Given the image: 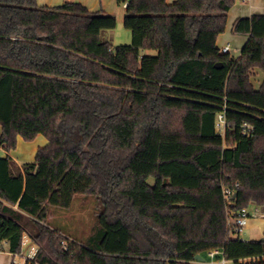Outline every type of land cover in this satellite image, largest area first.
I'll list each match as a JSON object with an SVG mask.
<instances>
[{"label": "trees", "instance_id": "trees-1", "mask_svg": "<svg viewBox=\"0 0 264 264\" xmlns=\"http://www.w3.org/2000/svg\"><path fill=\"white\" fill-rule=\"evenodd\" d=\"M236 2L129 0L132 41L114 45L103 9L0 0V144L49 140L33 161L0 157V242L19 253L28 234L39 264H191L216 248L264 264L239 262L264 255V232L230 223L264 208V84L248 77L264 68V13L235 20L249 37L235 58L218 38ZM91 193L101 209L79 242L50 213Z\"/></svg>", "mask_w": 264, "mask_h": 264}, {"label": "rangeland", "instance_id": "rangeland-1", "mask_svg": "<svg viewBox=\"0 0 264 264\" xmlns=\"http://www.w3.org/2000/svg\"><path fill=\"white\" fill-rule=\"evenodd\" d=\"M74 1L85 2L84 0ZM97 2L99 5L97 10L103 9L108 13L114 14L118 18L116 27L106 30L105 36L108 37L114 45L131 43L133 36L132 32L124 24L126 12L124 5L119 3L117 0H97ZM237 2L243 3L242 0H237ZM229 22H231L230 24L232 25L233 22L231 18L229 19ZM224 33L225 35H223L224 37H222L221 41L223 38H225V43H230L231 45V56L238 58L241 53L242 46L244 43H246L248 37H246L244 34L234 32L233 27L231 26L226 28ZM223 41L220 43V47L224 46ZM146 52H149L150 54L156 53L155 50H147ZM260 68L263 67L260 65H254L248 72V77L252 85L258 82L260 75L263 73ZM22 142L27 144L29 141L23 140ZM34 144H37V142L35 141ZM18 147V150L21 151L22 145ZM150 182L155 184V179L150 178ZM256 208H258L260 212H264V208L257 207L254 204L250 205L249 210L253 214ZM100 209V201L95 194H80L76 196L72 206L69 209H53L50 213L49 220L54 223V225L62 228L60 229V232L81 242L91 234L95 224L97 223V214L99 213ZM263 232L264 217L254 216L250 219L248 225L242 228L240 236L244 239H259L262 237ZM32 245V241L28 239V241L23 246V253L27 254L30 251ZM205 256L206 254L204 253L203 257ZM230 264L236 263L234 261H230Z\"/></svg>", "mask_w": 264, "mask_h": 264}, {"label": "crops", "instance_id": "crops-1", "mask_svg": "<svg viewBox=\"0 0 264 264\" xmlns=\"http://www.w3.org/2000/svg\"><path fill=\"white\" fill-rule=\"evenodd\" d=\"M67 1H74V0H38V3L41 5L42 4L58 5V4H62L64 2H67ZM84 1L85 2H81V3L86 5L89 9L97 10V7L99 6L97 0H84ZM167 1L168 2H174L175 0H167ZM102 8H103V4H102ZM254 13H264V0H249L246 2L243 1V3L236 2L235 5L230 9L229 14H228V22H229V19L231 18L233 23H232V25L230 24L231 22L227 23L226 28H228L230 26L233 27L234 22L237 18L245 17V16H251ZM223 35H225V33H222L218 38L219 47L221 46L220 43L223 40H224L223 44L224 45L227 44V43H225L226 42L225 38H223V40L221 41L222 37H224ZM244 35L246 37H248L247 34H244ZM244 45H245V43H244ZM244 45L242 46V49H243ZM242 49H241V51H242ZM230 52H231V49H230ZM239 56H241V55H239ZM260 70L263 73L260 75V79L258 80V82L253 85V87L255 89H261L262 85L264 84V70H263V68H260ZM1 129H2V127H0V133L2 131ZM23 140H25V139L22 136H18L17 146L14 150H11L10 152L6 151L4 149V147L0 144V157H6L7 155H11L13 157V159L19 165H21L24 162L35 160L38 149L49 143L48 138L43 134H39L34 140L29 141L27 144L23 143L22 142ZM35 141L37 142V144H34ZM20 145H22L21 151L18 150V148H19L18 146H20ZM203 254L201 255L202 257H203ZM205 254H206V256L203 257V259H197L196 258L195 260L191 261V264H223L222 253L215 255V256H211V254L208 251ZM15 259H18V257L15 255V253H12L9 250L8 242L7 241L0 242V264H12L13 260H15ZM230 261H232V260H230Z\"/></svg>", "mask_w": 264, "mask_h": 264}, {"label": "built area", "instance_id": "built-area-1", "mask_svg": "<svg viewBox=\"0 0 264 264\" xmlns=\"http://www.w3.org/2000/svg\"><path fill=\"white\" fill-rule=\"evenodd\" d=\"M242 1L246 2L249 0H242ZM128 2H129V0H124L123 5L127 6ZM230 49H231V46L229 43L221 47V51H223V52H230ZM225 121H226L225 115L223 113H220L219 117H218V124L217 125H218L219 130H221V132L225 131ZM224 194H225L227 202L230 203L231 199H232L233 191L229 188H225ZM254 216L255 217L256 216L264 217V212H260L258 210V208H256L255 212L252 214L249 209L243 208V209L231 214L230 223L234 224L236 231L240 235L242 228L244 226L248 225L250 219ZM28 239L31 240L30 236L28 234H25L24 238H23V245H25V243L28 241ZM37 252H38V247L33 243L32 247L30 248V251L27 254H24L23 251H21L19 253H15V255L18 257V259L13 260V264H39L35 260ZM209 253L211 254V256H215V255L221 254L222 250L216 248V249L210 250ZM261 259H264V255L263 256H252V257H247V258H241L239 260V262L240 263H246V262H250V261H258ZM222 262H223V264H230V260L226 259L225 257L222 258Z\"/></svg>", "mask_w": 264, "mask_h": 264}, {"label": "water", "instance_id": "water-1", "mask_svg": "<svg viewBox=\"0 0 264 264\" xmlns=\"http://www.w3.org/2000/svg\"><path fill=\"white\" fill-rule=\"evenodd\" d=\"M217 66H222V64L221 63H217ZM262 239H264V238H262ZM196 258L197 259H203V257L200 254H198Z\"/></svg>", "mask_w": 264, "mask_h": 264}]
</instances>
